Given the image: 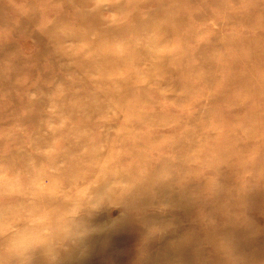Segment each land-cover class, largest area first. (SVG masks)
<instances>
[{"label":"rangeland","instance_id":"obj_1","mask_svg":"<svg viewBox=\"0 0 264 264\" xmlns=\"http://www.w3.org/2000/svg\"><path fill=\"white\" fill-rule=\"evenodd\" d=\"M49 250L264 264V0H0V264Z\"/></svg>","mask_w":264,"mask_h":264},{"label":"clouds","instance_id":"obj_2","mask_svg":"<svg viewBox=\"0 0 264 264\" xmlns=\"http://www.w3.org/2000/svg\"><path fill=\"white\" fill-rule=\"evenodd\" d=\"M105 205L106 204L99 203L97 206L90 208V210L93 212L98 211L102 209ZM107 205H111V204H107ZM85 210H88V208L81 207L79 205H74L69 215L75 217L78 213H80L81 211H85ZM39 242H40L39 240L32 238V237H27V236L22 237L20 241V249L22 252L28 253ZM217 250L225 257H227L230 252L228 245L224 242H221L218 244ZM45 255L48 260V264H57L59 257L55 252H52L51 250H49Z\"/></svg>","mask_w":264,"mask_h":264},{"label":"bare ground","instance_id":"obj_3","mask_svg":"<svg viewBox=\"0 0 264 264\" xmlns=\"http://www.w3.org/2000/svg\"><path fill=\"white\" fill-rule=\"evenodd\" d=\"M106 2V1H105ZM86 4H87V6L88 7H90V6H92V5H94L95 3L93 2V1H89V2H86ZM98 5V4H97ZM78 13V12H77ZM83 15H81V17H82ZM77 17H79V16H77ZM83 18V17H82ZM85 18H87L86 16H85ZM51 40V39H50ZM49 40V41H50ZM55 40V39H54ZM151 40H153V38H151V37H149L148 38V41H151ZM50 44H52L51 43V41H50ZM55 47H53L52 49H54ZM54 59V61H55V58H53ZM152 64V63H151ZM160 64V63H159ZM152 65H158V63H156V62H154ZM161 65V64H160ZM197 65H199V64H197ZM155 67V66H154ZM224 67H229L228 65H225ZM241 74V73H240ZM190 75V72H186V75H184V76H189ZM148 76L150 77L151 76V74H149L148 73ZM238 78H242L239 74H236V76L234 77V78H228V77H226L225 79H226V84H228V86H231V87H234V86H239V84L242 82V80L243 79H241V80H237ZM125 84H127L126 82H124ZM225 85V84H224ZM223 86V85H222ZM226 86V85H225ZM225 86H223V87H225ZM222 87V88H223ZM225 89V88H224ZM240 90V89H239ZM243 90H244V88H243ZM199 94V93H198ZM233 94H235V93H233ZM227 95V94H226ZM236 95V94H235ZM234 95V96H235ZM231 96H232V94H231ZM196 101V100H195ZM227 101V100H226ZM245 101V100H244ZM198 102V101H197ZM243 103H245V102H243ZM196 103L194 102V101H192V103H191V106L192 105H195ZM202 113H203V111H202ZM206 114H207V112H206ZM251 114V113H250ZM226 116H228V115H226ZM225 116V117H226ZM216 117V116H215ZM225 117H223V118H225ZM229 117V116H228ZM213 118V117H212ZM252 118V117H251ZM229 119V118H228ZM230 120V119H229ZM226 121H228V120H226ZM215 122V121H214ZM255 122H256V120H255ZM226 124H227V122H226ZM230 124V123H229ZM231 125V124H230ZM254 125V124H253ZM231 127V126H230ZM226 128V127H225ZM228 128V127H227ZM229 129V128H228ZM230 129H232V127L230 128ZM260 129V128H259ZM225 130V129H224ZM247 131V130H246ZM254 131V130H253ZM224 132H226V131H224ZM258 132V131H257ZM257 132H255V133H257ZM255 133H253V135L255 134ZM225 134V133H224ZM223 134V135H224ZM227 134H230V133H227ZM231 135V134H230ZM45 137H47V138H50L49 136H45ZM229 137V136H228ZM255 137H257V136H255ZM254 137V138H255ZM41 138V137H40ZM39 138V139H40ZM225 138V137H224ZM253 138V139H254ZM258 138V137H257ZM221 139H223V136L221 137ZM248 139V138H247ZM250 139V138H249ZM248 139V140H249ZM252 139V140H253ZM252 140H250V141H252ZM42 141H46L45 139H43ZM99 142V141H98ZM216 142H218V141H216ZM213 144V143H212ZM210 145V144H209ZM36 148H39V147H36ZM92 148H101V146H94V147H92ZM172 148H174V147H172ZM244 149V148H243ZM241 151V150H240ZM100 155V154H99ZM237 155H240V153L239 154H237ZM240 157V156H239ZM99 159H101L102 158V156H100V157H98ZM241 159V158H240ZM244 163V162H243ZM247 163H248V161H247ZM246 163V164H247ZM241 165V164H240ZM244 165V164H243ZM182 170V169H181ZM144 178V177H143ZM143 178H141V179H143ZM230 180V179H229ZM147 183H148V179H147ZM239 184V183H238ZM237 184V185H238ZM249 196V195H248ZM182 213V212H181ZM170 219V218H169ZM240 230V229H239ZM238 232V231H237ZM240 232V231H239ZM241 233V232H240ZM235 236V235H234ZM233 238V237H232ZM235 238V237H234ZM211 241V240H210ZM186 242V241H185ZM214 242V241H213ZM232 242V241H231ZM234 242V241H233ZM237 242V241H236ZM197 243V242H196ZM225 243V242H224ZM240 243V242H239ZM231 244V243H230ZM210 245V244H209ZM232 245V244H231ZM235 245V244H234ZM236 246H238L237 244H236ZM211 247H214V246H211ZM239 248H241V246L239 247ZM194 249H196V248H194ZM237 249V248H236ZM197 251V250H196ZM236 251V250H235ZM98 252V251H97ZM189 252V251H188ZM232 252V251H231ZM190 253V252H189ZM233 253V252H232ZM230 254V255H233V254ZM197 256H198V254H197ZM201 258V257H200ZM196 260H197V258H196ZM203 260V259H202ZM200 262V261H199ZM209 263V262H208ZM231 263V262H230ZM246 263V262H245ZM226 264V263H225ZM235 264V263H234Z\"/></svg>","mask_w":264,"mask_h":264}]
</instances>
